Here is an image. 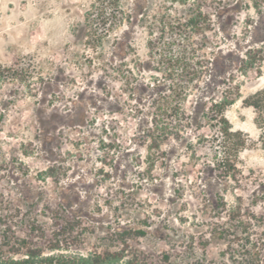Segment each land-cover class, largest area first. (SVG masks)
Masks as SVG:
<instances>
[{
  "label": "rangeland",
  "instance_id": "1",
  "mask_svg": "<svg viewBox=\"0 0 264 264\" xmlns=\"http://www.w3.org/2000/svg\"><path fill=\"white\" fill-rule=\"evenodd\" d=\"M121 241L264 264V0H0V254Z\"/></svg>",
  "mask_w": 264,
  "mask_h": 264
},
{
  "label": "trees",
  "instance_id": "2",
  "mask_svg": "<svg viewBox=\"0 0 264 264\" xmlns=\"http://www.w3.org/2000/svg\"><path fill=\"white\" fill-rule=\"evenodd\" d=\"M209 101L211 105L210 108L206 106V103H202L200 110L201 117L209 120V114H211V117H214L213 120L218 124L217 126L221 130V133L229 135V127L227 121L224 119L223 111L226 107L233 104L234 98L226 94H221L219 98H210ZM178 110L181 109L178 107ZM166 111L169 113L176 112V106H172ZM222 147L224 149L226 146ZM227 157L228 155L225 156L226 162L228 160ZM135 234L144 235V232L137 231ZM117 243L118 244L114 246L113 249L94 251L87 254L70 252L58 247L51 248L50 252L47 254L40 248L33 246H25L21 249L11 251H3L1 249L0 264H143L138 260L139 255L137 249L128 246L124 241ZM251 254L249 256H251ZM249 264H258L257 253L252 254Z\"/></svg>",
  "mask_w": 264,
  "mask_h": 264
}]
</instances>
